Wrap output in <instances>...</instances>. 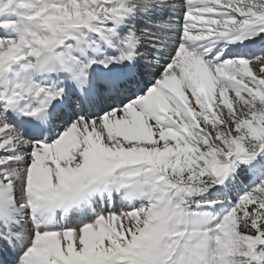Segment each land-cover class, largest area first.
Returning <instances> with one entry per match:
<instances>
[{
    "label": "snow or ice",
    "instance_id": "obj_1",
    "mask_svg": "<svg viewBox=\"0 0 264 264\" xmlns=\"http://www.w3.org/2000/svg\"><path fill=\"white\" fill-rule=\"evenodd\" d=\"M0 264H264V0H0Z\"/></svg>",
    "mask_w": 264,
    "mask_h": 264
}]
</instances>
